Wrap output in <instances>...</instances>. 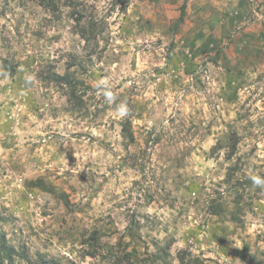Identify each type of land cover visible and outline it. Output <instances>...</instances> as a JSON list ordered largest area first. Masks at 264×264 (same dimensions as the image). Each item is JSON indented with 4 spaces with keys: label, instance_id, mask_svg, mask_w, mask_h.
<instances>
[{
    "label": "rangeland",
    "instance_id": "1",
    "mask_svg": "<svg viewBox=\"0 0 264 264\" xmlns=\"http://www.w3.org/2000/svg\"><path fill=\"white\" fill-rule=\"evenodd\" d=\"M76 1L88 40L65 0H0L9 242L62 264H264V0Z\"/></svg>",
    "mask_w": 264,
    "mask_h": 264
},
{
    "label": "trees",
    "instance_id": "2",
    "mask_svg": "<svg viewBox=\"0 0 264 264\" xmlns=\"http://www.w3.org/2000/svg\"><path fill=\"white\" fill-rule=\"evenodd\" d=\"M41 6L48 9L49 11L55 13L60 9V2L61 0H36ZM65 5L68 7H73V17L74 21L76 22L75 26L78 29L77 32L80 33V35L85 39L88 40V35L90 33L94 34V37L96 36L94 33V29H96L97 23L95 20H85L86 15L85 12L82 10H76V6L78 5V2L76 0H65ZM76 14V15H75ZM3 64L5 67L8 68L9 74L12 75L15 72V65L13 62H11L8 58L2 59ZM52 78H54L57 82L65 83L70 87L69 97L71 100L81 101V98L79 94L77 93V85L80 83V80L74 77V75L66 72L63 75H59L56 73H53ZM78 104H80L78 102ZM123 136L125 139H129L131 142L134 141L133 133L131 132L130 123L127 122L125 125H123ZM236 137V135H235ZM234 137L231 151L228 153L227 158L232 159L233 156L236 153V138ZM219 146H214L213 149H217ZM238 170L237 163L232 164L228 167L227 173H226V183H231L232 179ZM35 185L40 186L42 185V181L37 180L34 182ZM63 200L65 202V205L68 206L70 204L69 198L66 196V194H63ZM221 206V205H219ZM212 210L217 213V207L212 206ZM97 232H95V235L93 236V240L98 241L99 238L96 236ZM94 252H91L90 255H93ZM17 257H20L21 259H25L27 264H62L60 260L48 257L42 253H39L36 257L32 258L30 256H25V253H20L17 251L16 247L12 245L9 242V239L7 237L6 232L0 227V264H17ZM180 264H194L191 263L190 259L187 258V256L181 255L179 257ZM133 264V263H132Z\"/></svg>",
    "mask_w": 264,
    "mask_h": 264
},
{
    "label": "crops",
    "instance_id": "3",
    "mask_svg": "<svg viewBox=\"0 0 264 264\" xmlns=\"http://www.w3.org/2000/svg\"><path fill=\"white\" fill-rule=\"evenodd\" d=\"M234 1L236 2V3H234ZM238 0H232V4H231V6H230V10H232V9H237V8H234L235 7V4H240V5H242V6H245L246 7V1L245 0H240V1H238ZM257 2H259V1H261V0H256ZM188 4V3H187ZM259 4V3H258ZM243 10V9H242ZM227 11V10H226ZM234 22H239L238 20H235ZM240 23H243V25H244V22H240ZM228 25H230V21L229 20H226L225 21V23H223V26H222V30L223 31H226L225 29L227 28V26ZM252 31H253V27L252 26H248L247 28H245V29H243V32L245 33V32H247V34H248V36L247 37H251V33H252ZM255 31H257V30H255ZM257 33V32H256ZM217 37L218 38H220V37H222V34L221 33H217ZM241 37H242V35H241ZM229 47H232V45H229ZM241 48V47H240Z\"/></svg>",
    "mask_w": 264,
    "mask_h": 264
},
{
    "label": "clouds",
    "instance_id": "4",
    "mask_svg": "<svg viewBox=\"0 0 264 264\" xmlns=\"http://www.w3.org/2000/svg\"><path fill=\"white\" fill-rule=\"evenodd\" d=\"M110 95V94H109ZM252 183L255 185V186H258L262 189H264V179H262L261 177L259 176H251L250 177Z\"/></svg>",
    "mask_w": 264,
    "mask_h": 264
}]
</instances>
